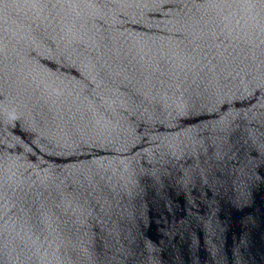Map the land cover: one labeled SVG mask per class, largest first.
Here are the masks:
<instances>
[{"label":"water","instance_id":"obj_1","mask_svg":"<svg viewBox=\"0 0 264 264\" xmlns=\"http://www.w3.org/2000/svg\"><path fill=\"white\" fill-rule=\"evenodd\" d=\"M0 264H264V0H0Z\"/></svg>","mask_w":264,"mask_h":264}]
</instances>
